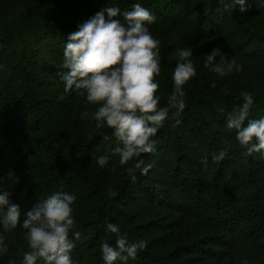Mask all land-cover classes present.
<instances>
[{
    "label": "trees",
    "instance_id": "1",
    "mask_svg": "<svg viewBox=\"0 0 264 264\" xmlns=\"http://www.w3.org/2000/svg\"><path fill=\"white\" fill-rule=\"evenodd\" d=\"M86 1L98 11L107 7H119L124 11L133 3H140L155 14L156 20L149 25V30L152 33L159 29L161 42L158 76L161 80L157 89L161 96L160 106L166 104L172 90L171 74L175 63L172 55L188 42L181 41L182 37L188 38L190 45L199 39L212 40L220 46L223 42L221 47L227 51L228 59L234 48L248 47L247 54L252 55L264 53V22L253 20L264 12V4L259 0H247V17L245 12L239 11L238 5L231 4V0H224V4L219 0H131L128 4L124 0ZM21 6L12 18L0 12V65L3 66L0 67V187L10 192L11 202L19 205L21 221L37 201L56 191L76 195L75 182L81 180V176L84 188L79 190L81 197H75L78 200L80 197L83 205L73 216L75 230L82 238L74 241L71 252L74 264H104L101 242L107 240L115 244V234L105 231L107 222L118 224L121 232L128 234L129 241H146L145 249L128 264H176L180 262L174 258L182 257L188 258L184 264L198 260L205 264H242L244 260L247 264H264V215L257 214L258 202L253 190L261 179L264 156L258 152L246 155L235 133L225 128L227 113L242 103L241 91H248L254 97L249 118L264 116V75L255 86L246 81L236 83L233 79L226 84L225 76L210 72L202 63L201 75L184 85V110L175 116V109L170 110L168 119L154 137L156 151L142 154L145 163L152 165L149 172L141 175L137 170V179L133 182L125 171L132 166L133 161H130L126 165L119 164L110 178L107 168L115 156L112 149L118 144L112 129H82L76 120H69L64 109L67 100L57 99L52 92L50 96L44 94V90L57 89L58 85L52 81V70L39 66L41 59L37 48L47 35L68 36L77 25L70 26L61 16L62 11L67 10L62 0H22ZM114 19L123 18L118 15ZM228 28L238 38L234 48L223 41ZM252 44L254 46L249 47ZM221 79L223 84H219ZM58 104L64 115L55 112L60 108ZM177 120L180 122L176 123ZM194 131L204 141L198 146L200 151H196L192 142ZM163 150H169L168 156L161 154ZM220 150H226L227 155L214 163L228 182L223 192L216 184L218 179L208 182V178H204L200 162L202 157L208 155L211 159V154ZM175 153H178L176 158ZM102 154L110 157L104 167L96 162V156ZM167 166L172 167L175 177L183 178L181 189L174 193L176 201H179L177 195H184L179 201L183 211L181 218L203 215L218 226L211 233L182 238L169 250L162 248L159 239L151 236L155 235L161 218L156 217V213L152 219L145 215V210L154 207L177 214L171 209L168 189L162 190L160 185L151 182V175ZM9 171L19 177L17 183L7 177ZM241 175L250 187H244L239 181ZM206 182L210 184L208 192L203 190ZM191 183L194 187L190 192ZM110 191L117 194L112 197L108 194ZM178 223L174 218L168 226ZM0 234L7 245V252L0 255V264H21L23 253L29 250L25 230L18 224L7 231L0 228Z\"/></svg>",
    "mask_w": 264,
    "mask_h": 264
},
{
    "label": "clouds",
    "instance_id": "2",
    "mask_svg": "<svg viewBox=\"0 0 264 264\" xmlns=\"http://www.w3.org/2000/svg\"><path fill=\"white\" fill-rule=\"evenodd\" d=\"M219 2L224 4V0ZM231 4L238 5L241 13L249 7L247 0H231ZM118 15L123 19H114ZM155 20V14L140 3H133L124 11L119 7H107L95 12L68 34L58 67L61 71L57 73L65 92L75 91L86 104L97 106L95 111L84 110L80 116L93 120L98 129H112L118 141L112 152L118 155L120 165L133 161L132 166L125 169L133 182L137 179V170L144 175L152 167L145 163L142 154L156 151L154 137L168 119L170 110L175 109L174 116L184 110V85L197 74L192 48L178 49L179 58L171 74L172 90L166 104L160 106L161 96L157 94L160 85L155 77L161 72V42L149 30ZM203 67L221 77L243 70L235 57L228 59L219 46L203 55ZM240 97L242 103L226 115L225 128L235 133L246 155L258 152L264 156V116L249 118L253 94L241 91ZM226 155V150H220L211 154V159L221 161ZM109 159L107 154L96 156L100 167ZM200 162L207 166L208 157H202ZM7 177L13 183L19 181L11 171ZM108 194L114 197L117 193L110 191ZM10 195L0 187V228L7 231L19 224L25 230L29 250L23 253L21 264H74L71 252L74 241L81 235L75 230L72 214L75 195L56 191L37 201L24 213L22 221L19 205L10 201ZM105 231L115 234V244L107 240L101 242L104 264H128L146 247L143 239L129 241L128 234L121 232L118 224L107 222ZM5 252L7 245L0 234V255ZM242 264H247V260Z\"/></svg>",
    "mask_w": 264,
    "mask_h": 264
},
{
    "label": "rangeland",
    "instance_id": "3",
    "mask_svg": "<svg viewBox=\"0 0 264 264\" xmlns=\"http://www.w3.org/2000/svg\"><path fill=\"white\" fill-rule=\"evenodd\" d=\"M62 1L67 6V10L62 11L61 16L64 17V20L68 22L67 24H69L70 26L78 25L79 23H82L84 20L90 18L92 15L95 14V12L98 11L95 8H93L91 4L88 3L86 0H62ZM129 1L131 0H124L125 4H128ZM259 1H261V4H264V0H259ZM21 2L22 0H0L1 15L2 16L6 15V18H12L20 11L22 7ZM247 10L249 9L247 8ZM244 16H246V12ZM253 20H256L257 22H261V21L264 22V12H262L261 14H257ZM231 30L232 29L230 28L227 29L226 38L223 41L225 42V45H228L234 48V46L236 45V42L238 43V40H237L238 38L234 36V33L231 32ZM158 33H159V29H155L152 31V34L155 38H158ZM66 40H67L66 34H57V35L49 34L45 38L42 39L40 46L37 48L39 59H41L39 66L46 67L52 70L53 72L52 81L53 83L58 85L57 89L44 90L46 92L44 94L46 96L47 95L50 96L51 95L50 93L52 92L53 95L55 94V97L57 99L60 100L62 97L63 101L67 100L64 109L67 110L68 115L70 116L69 120L72 122H73V119L76 120L80 124L81 128L84 130H94L92 127H95V122L91 119H82L80 114L84 110H88L89 112L95 111V108L97 106L86 104L84 101V98L79 96L75 91L65 92L63 82L59 80V76L57 75V73L61 71V69H59L58 67L60 63L62 62V58H63L62 51H63V46ZM181 41L183 42L188 41V42L186 46H180V49L190 47L193 50L192 59L197 69L196 77L198 75H201V70H202L201 65L203 63V55L211 51V49L216 46H219L222 49L221 46L223 43L222 42L220 46L219 43H215L212 40L199 39L195 43L190 45L189 39L186 37H182ZM252 46H254V44H252L249 47H252ZM257 47L255 46V48ZM246 49H248V47L244 49L243 48L233 49L231 57L232 56L235 57L236 61L243 66V70L239 73L233 71L232 73L225 75L224 78H226L227 80L226 84H230V82H232V79H233L234 81L237 80L236 83H238V81H242V82L246 81L252 86H255L263 80L262 77L264 75V53L259 52L256 55H252L251 53L247 54ZM223 52L226 53L227 51L224 49ZM172 57L176 63V61L179 58L178 50H176L173 53ZM217 59H219V57H217ZM175 63H174V67H175ZM236 74L239 75V78L235 77ZM196 77H193V78H196ZM155 79L159 81V85H160L161 78L156 76ZM219 84H223L222 79L219 81ZM58 105L60 106V108L58 107L55 112L59 114L61 113L64 115L61 104H58ZM191 138H192L193 144L196 145V151H200V148H198V146L204 144V141L202 140V138H200V134L194 131ZM175 140L177 141L178 139H175ZM169 150H163V152L161 151V154L162 153L163 155L167 154L168 156ZM174 156L176 158L178 156V153H175ZM207 157H208V163H207V166L203 165V167L201 168L202 174L204 178H208V182L214 179H218L216 184L218 186V189L221 192H223L227 189L228 182H227V179L225 178L226 176L224 175L223 177H221V173H219L218 171V166L215 165L214 161L210 159V156L207 155ZM175 163L176 162H174V164ZM118 166H119V157L118 155H115L112 158V161L109 162V165L107 168V173L110 176V178H113L114 176L113 173L117 170ZM160 173H162L161 177L157 178V175ZM80 178L81 180L75 182L76 183L75 185L77 186V188H74L76 191V195L75 193L73 194L75 196L80 195V192H79L80 188H84L83 178L81 176ZM181 179L183 178L175 177L172 167L171 169H169L168 166L165 168L159 169V171L151 175V182L153 185L155 186L160 185L161 186L160 188L162 190L164 188L168 189V196L170 197L171 202H172L171 209L174 211V213L175 212L177 213L173 215L169 211L161 210L159 207H154L153 210H147V211L145 210V215L147 218L149 219L155 218L154 213H156V217L158 215V218L159 217L161 218V220H159L160 224L158 225V229L154 231L155 235H151V236L159 239L161 247L165 248L166 250H169L172 247H174L177 244V242L180 241L182 238L191 239L193 238L192 237L193 235L200 236L204 233L208 234L218 229V226L211 224L209 221L206 220V218L203 215L196 214V215L181 218L183 211L182 209H180L181 204L179 201H181V197H184V195H180V196L177 195V199L179 201H176L175 200L176 196L174 194L176 193V191L181 189V185H180ZM239 181L243 184L244 187L251 186V184L248 182V180H246L245 177H243V175L239 176ZM187 182L189 184L190 179H188ZM208 182H206V186L203 187L204 192L210 191V184ZM193 187H194V184L191 183L190 192L192 191ZM253 190L256 194L257 202H258L257 214L259 215V217H261V215L262 216L264 215V162L261 168V179L256 185H254ZM81 194L83 193L81 192ZM80 197H79V200H80ZM155 198H156V195H155ZM79 200L77 198L75 199L72 205L73 207L72 214H74L76 210L79 211V208L83 205V203L80 202ZM174 218H177L179 220V223L168 226L170 222L174 220ZM81 238L82 236H80L79 239ZM187 260L188 258H184V257H182L181 259L174 258V261L180 262L176 264H184L185 261ZM193 264H205V263L198 260L197 262H193Z\"/></svg>",
    "mask_w": 264,
    "mask_h": 264
}]
</instances>
